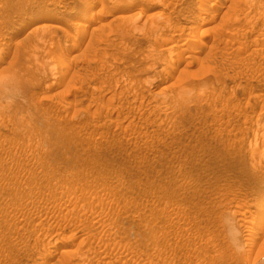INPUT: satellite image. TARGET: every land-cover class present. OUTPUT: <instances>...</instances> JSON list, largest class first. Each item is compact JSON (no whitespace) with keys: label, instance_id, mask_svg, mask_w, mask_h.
<instances>
[{"label":"rangeland","instance_id":"1","mask_svg":"<svg viewBox=\"0 0 264 264\" xmlns=\"http://www.w3.org/2000/svg\"><path fill=\"white\" fill-rule=\"evenodd\" d=\"M263 200L264 0H0V264H264Z\"/></svg>","mask_w":264,"mask_h":264},{"label":"bare ground","instance_id":"2","mask_svg":"<svg viewBox=\"0 0 264 264\" xmlns=\"http://www.w3.org/2000/svg\"><path fill=\"white\" fill-rule=\"evenodd\" d=\"M100 2V1H99ZM206 2V1H205ZM212 3V2H211ZM207 4V3H206ZM245 4V3H244ZM100 6L101 7H104L103 6V3H101L100 4ZM208 6H209V4H208ZM212 6V5H211ZM208 8V7H207ZM205 9V8H204ZM41 10V9H40ZM203 10V9H202ZM206 11H208V9L206 10ZM203 12H205V11H203ZM202 12V13H203ZM205 14V13H204ZM28 15V14H27ZM202 15V14H201ZM206 18L205 17H203V15H202V17H199V19H198V24H203V22H205L206 23ZM91 20L90 19H82L81 21L79 20V21H76L75 23H74V25H75V31H74V35H75V37L78 39V40H74L73 39V43H72V48L71 49H74V48H76L77 47V45H78V42H79V40L85 35V33H86V29L89 27V25L91 24ZM204 23V24H205ZM41 26V25H40ZM39 26V27H40ZM43 27H44V29H48V30H51V31H57V29H60V27L61 26H59V22H44L43 23V25H42ZM42 27V28H43ZM157 27V26H156ZM48 30H46V31H48ZM164 30V29H163ZM49 32V31H48ZM29 33H31V31H29ZM28 34V33H27ZM27 34H26V36H27ZM217 35V34H216ZM74 37V38H75ZM75 38V39H76ZM204 45V44H203ZM206 46V45H205ZM70 50V49H69ZM200 51V50H199ZM92 205V204H91ZM262 205L264 206V200H263V203H262ZM91 207V206H90ZM262 209H264V208H262ZM245 213V212H244Z\"/></svg>","mask_w":264,"mask_h":264}]
</instances>
